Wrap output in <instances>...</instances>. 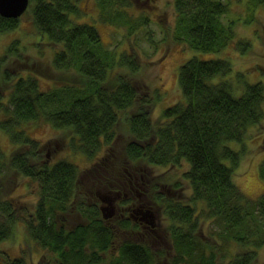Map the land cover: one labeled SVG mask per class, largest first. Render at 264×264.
<instances>
[{
	"label": "trees",
	"instance_id": "trees-1",
	"mask_svg": "<svg viewBox=\"0 0 264 264\" xmlns=\"http://www.w3.org/2000/svg\"><path fill=\"white\" fill-rule=\"evenodd\" d=\"M79 1L29 0L30 15L26 14L32 19L33 31L53 39L47 40L57 47L52 52V65L71 75L68 83L42 90L36 75H16L4 69L5 61L15 53L18 56L19 40H13L0 55V80L9 84L5 92L0 91V130L8 135L10 148H14L9 156L0 151V171L9 168L13 175L38 185L37 200L30 207H17L14 196L0 198V243L15 241L18 248L13 256L0 251V264H30L40 251L53 257L55 264H101L121 230L139 236L143 235L139 231H144L145 237L149 236L130 217L104 219L96 191L81 189L84 182L74 164L60 160L35 165L28 158L40 145L27 132L29 123L44 121L51 131L69 130L70 145L93 160L113 142L120 118H124L125 129L133 137L126 146L127 156L151 167H186L175 188L188 193L186 201L158 194L156 206L148 197V202L141 200L156 217L155 211L162 209L168 220L166 230L172 249L168 262L163 261V255L169 248L160 249L151 235L147 242L148 238L122 239L118 253L108 264H254L264 248V194L249 199L234 176L254 137L249 134L264 122L263 72L258 69L261 75L252 82L245 79L248 72L244 70L229 78V58L190 57L179 66L177 75L183 100L165 108L162 122L156 124L150 110L157 102V90H141L129 76H119L118 68H125L130 75L139 70L135 56L126 51L118 56L115 49L102 43L96 25L79 21L84 14L77 5ZM170 1L175 14V39L191 50L216 53L230 43L240 51L249 47L241 40L231 42L235 26H247L249 22L242 13L230 10L231 0ZM245 1L250 2L252 12L264 7V0H244L243 7ZM93 2L98 21L116 27L115 33L123 28L131 34L137 29L139 22L129 11L134 0ZM20 18L0 15V34L18 30ZM256 66L252 64L251 68ZM76 75L82 77L79 82ZM216 77L220 79L214 81ZM229 142H237L239 148H231ZM37 155L43 159L41 151ZM112 168L111 164L105 169L93 167L91 185L106 184L128 191V180L119 182L125 173L117 174ZM258 174L264 181V159ZM83 194L95 201L86 202ZM134 194L122 203H132L138 198L135 195L133 200ZM59 213H71L80 221L68 229L66 218ZM207 221L211 223L207 235L211 243L201 231L202 222Z\"/></svg>",
	"mask_w": 264,
	"mask_h": 264
},
{
	"label": "rangeland",
	"instance_id": "rangeland-1",
	"mask_svg": "<svg viewBox=\"0 0 264 264\" xmlns=\"http://www.w3.org/2000/svg\"><path fill=\"white\" fill-rule=\"evenodd\" d=\"M93 1L80 0L77 3L84 12L79 17V21L96 25L97 29L99 28L102 43L108 48L115 49L117 54L126 51L135 56L139 70L135 74L130 75L125 68H118L120 72L119 76H129L131 83L137 85L141 90L148 89L152 93L157 90V102L150 110L152 119L156 124L162 122V114L165 108L183 100L177 82V75L179 66L190 57H197L202 60L229 58L232 65V74L228 76L229 78L236 71L244 70L248 72L245 79L252 82L258 78V75H261L257 73L258 69L263 72L264 77V7L257 8L252 12L249 1H245L246 6L243 7L242 2L244 0H231L230 10L242 13L243 18L246 17V20L249 21L247 22V26L239 23L235 26L236 35L231 42L237 44L241 40L250 45L244 51H240L231 46L232 43H230V48H225L216 53H205L191 50L184 42L175 39V14L170 0H134L135 5L129 11L137 19L139 25L131 34H128L123 28L122 30L118 29V33H115L114 29H117L116 27L100 23L97 19V9ZM30 10L31 7L19 19L18 26L16 27L18 30L13 29L0 34V55L5 53L13 40L20 41L18 56H16V53L11 56L5 62L4 69L16 75L20 73L24 76L27 74L36 75L42 90L62 86L68 83L67 81L71 78V75L69 73L65 74L59 69H54L52 65V52L57 50V47L51 45L47 40H43L45 34H37L36 31H33L32 19L29 16ZM143 17L146 19L144 22L141 21ZM252 64H256L257 66L251 68ZM81 79L80 75H76L77 82ZM219 79L220 77H216L214 81ZM257 81H262V79H258ZM8 87V83L0 80L1 92H5ZM26 130L32 138L40 142L35 155L28 156L30 164L40 165L42 162L53 164L60 160H66L74 164L79 174L82 175L84 184L82 183L81 189L85 192L91 193L98 190L100 194L110 193L107 191L110 188L106 184H101L100 186L105 188L96 187L95 184L91 185L90 176L93 171L90 170L95 166L105 169L107 164H111L113 166L112 172L120 175L121 173H125L123 177L121 176L124 180H118L121 183L129 180V177L126 179L129 173L135 176L138 184L139 180L143 179V187L137 190V192L131 193V195L135 193L133 196L136 195L138 197L136 200L145 199L148 202L149 198L153 202V205L156 206L155 197L158 194H164L173 196L175 200H179L180 197L181 201H186L188 192L186 190L181 192L175 188L176 182L181 183L179 176L186 167H151L150 165H145L143 160H131L126 154V146L133 137L125 129L124 118H120L116 123L114 140L108 146L109 149L106 148L104 151H101L98 154L97 160L90 159L91 161L70 145L71 136L69 130L51 131L48 123L44 121H40L37 124L36 122L27 124ZM263 132L264 122L259 128H256V130L251 131L249 134L250 137H254L248 142L246 154L234 176L235 183L245 196L252 200L264 194V181L258 174L259 164L264 159ZM257 134H259L258 137ZM6 137L8 138V135L0 130V151L9 156L14 148H10L9 138L7 139ZM228 145L235 150L239 148L237 142H229ZM24 150L27 151L28 149L25 148ZM39 151L42 153V160L38 158L37 153ZM7 163L8 159L5 164L7 165ZM0 173V198L7 199L14 196L15 203H18L16 204L17 207H30L37 200V184L32 183L21 175H13L9 168L5 172L0 171ZM141 183L142 180L140 181ZM184 185L186 187V183ZM110 194L113 195V193ZM85 198L88 203L95 201L92 197L88 199L85 196ZM19 199H22V201ZM96 199L100 206V198L96 196ZM154 209L156 208L154 207ZM155 213L158 215L155 227L162 234V240L155 238L156 245L160 249L169 248L167 253L163 255V261L168 262L167 258L172 252L170 234L167 232L169 230L168 220L162 215V209L157 212L155 211ZM59 215L66 218L68 229L74 227L80 221L79 217L74 218L71 213L68 216L66 213H59ZM136 223L138 224L137 221ZM131 224L133 223L131 222ZM210 229V222H202V235L205 239L210 240L211 243V239H208L207 236ZM15 231L17 238L20 239V231L17 227ZM139 232L143 234L140 235L141 237L128 230H121L113 244V248L106 253L107 257L103 256L101 264H108L112 255L118 253V245L122 239L134 240L135 238L139 240L148 238L146 242L151 240L149 236L145 237L144 231ZM2 250L11 256L16 255L18 253L17 243L6 240L0 243V251ZM27 250H30L28 244ZM42 252L40 251L35 262L32 259L33 262H30V264H55L53 257L45 251L46 255L42 254ZM254 264H264V248L259 251Z\"/></svg>",
	"mask_w": 264,
	"mask_h": 264
},
{
	"label": "flooded vegetation",
	"instance_id": "flooded-vegetation-1",
	"mask_svg": "<svg viewBox=\"0 0 264 264\" xmlns=\"http://www.w3.org/2000/svg\"><path fill=\"white\" fill-rule=\"evenodd\" d=\"M128 175L130 176V179L128 180L129 190L127 192H122L119 189H116V190L108 189L107 191L110 193H113V195L110 193L101 194V196H100L101 205L99 206L100 210H102V212L105 215H108L110 213L112 217L114 216V217L125 218L126 216L127 217L131 216V218H133L135 221L138 222V224L141 226V228L148 231L147 234L149 236L153 235V236H155V238H159L162 240V234L155 227L157 225V223H156L157 217L156 216H154L155 219L153 221V225H150L148 220H147V222L142 221V219L146 217L145 212L147 210H150V208L144 207L142 205L141 199L135 200L134 202H132L130 204L129 203L121 204L122 201L130 198L132 192L136 191V189L139 190L140 188L143 187V181L141 184L140 183L138 184L137 180H135V176L131 175L130 173ZM97 193H98V191H96V194ZM130 209H131V211H130ZM133 213H134V215H133ZM135 221H133V222H135Z\"/></svg>",
	"mask_w": 264,
	"mask_h": 264
},
{
	"label": "water",
	"instance_id": "water-1",
	"mask_svg": "<svg viewBox=\"0 0 264 264\" xmlns=\"http://www.w3.org/2000/svg\"><path fill=\"white\" fill-rule=\"evenodd\" d=\"M29 0H0V15L6 18H18L28 8ZM109 215H103L104 219L110 218ZM146 217L142 219L144 222H149L153 225L154 215L150 210L145 212Z\"/></svg>",
	"mask_w": 264,
	"mask_h": 264
},
{
	"label": "bare ground",
	"instance_id": "bare-ground-1",
	"mask_svg": "<svg viewBox=\"0 0 264 264\" xmlns=\"http://www.w3.org/2000/svg\"><path fill=\"white\" fill-rule=\"evenodd\" d=\"M37 34H38V32H37ZM43 40L44 41H46V40H51V41H53V39L50 37V36H48V35H45L44 37H43ZM121 53H119V54H117L118 56L120 55ZM6 62V61H5ZM5 62L3 63V66H5Z\"/></svg>",
	"mask_w": 264,
	"mask_h": 264
},
{
	"label": "clouds",
	"instance_id": "clouds-1",
	"mask_svg": "<svg viewBox=\"0 0 264 264\" xmlns=\"http://www.w3.org/2000/svg\"><path fill=\"white\" fill-rule=\"evenodd\" d=\"M23 14H24V13H23ZM23 14H22V15H23ZM22 15H21V16H22ZM21 16H20V17H21ZM20 17H18V18H20Z\"/></svg>",
	"mask_w": 264,
	"mask_h": 264
}]
</instances>
